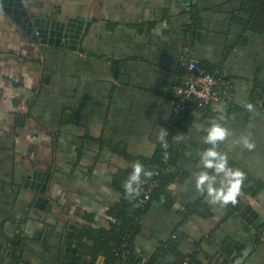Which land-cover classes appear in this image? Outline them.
<instances>
[{
    "label": "crops",
    "instance_id": "obj_1",
    "mask_svg": "<svg viewBox=\"0 0 264 264\" xmlns=\"http://www.w3.org/2000/svg\"><path fill=\"white\" fill-rule=\"evenodd\" d=\"M24 2L33 16L90 25L82 52L41 45L0 6V264L84 263L76 244L74 258L65 257L68 225L82 227L75 243L87 229L121 225L115 176L135 158H153L170 130L176 163L166 174L175 203L155 201L141 217L134 241L141 261L170 242L179 211L188 207L178 260L161 256L156 264L189 257L191 264H264V12L256 1ZM188 21L194 58L234 81L236 111L222 120L230 134L218 151L245 173L236 205L213 204L196 187L214 122L192 111L175 126L182 120L174 110ZM36 170L51 175L49 212L36 206L41 194L25 186ZM257 186L262 190L254 194ZM248 208L255 211L252 224L243 216Z\"/></svg>",
    "mask_w": 264,
    "mask_h": 264
},
{
    "label": "trees",
    "instance_id": "obj_2",
    "mask_svg": "<svg viewBox=\"0 0 264 264\" xmlns=\"http://www.w3.org/2000/svg\"><path fill=\"white\" fill-rule=\"evenodd\" d=\"M256 1L254 5L258 4V11L263 13L264 12V0H253ZM29 3V0H26ZM199 0H197L196 4L192 3V7L198 5ZM263 5V8L259 7ZM28 6H32L28 4ZM191 29V28H190ZM186 31L187 26L185 27L184 34L186 38ZM192 36V56L191 59L194 61H198L194 58V42H195V33H194V24L192 25V30H190ZM31 41V39H28ZM31 43V42H30ZM186 39L184 41L183 48L185 46ZM182 48V51H183ZM182 57V54H181ZM180 57V60H181ZM199 62V61H198ZM204 68L208 71L223 74V72H215L216 69L210 68L208 65H205L202 62H199ZM181 82L182 78L185 75V69L181 68ZM181 85V83H180ZM179 85V86H180ZM235 94V91H234ZM259 100H264V94L260 95ZM222 106V105H221ZM217 110V109H216ZM215 109L209 110V114H202V117L208 119L214 123L222 124V120L225 117L230 116L232 113L236 111L235 103L227 107V109L223 111H216ZM196 111L195 108H191L187 113L184 114L183 119H186L189 112ZM175 123L176 128L179 129L180 124L183 121ZM174 130L168 131L167 138L165 140L164 147L157 151L155 156L151 159L145 157H138L134 159L135 162H140L144 165V168L147 171H152L153 173H157V177L155 179L156 186L152 193L151 200L144 206H141L139 202V195L136 196H128L124 189V184L127 181L129 175L132 172V168L126 171L119 172L113 181V188L119 192L123 199L122 203L118 205L117 212L121 218V225L117 224L115 226H111L107 230L95 231L93 229H87L85 232H82L76 239V247L78 248L79 252L86 257V261L81 264H95L98 259H102L104 264H156L157 258L167 257L178 260V256L180 255L178 247L181 242L186 238V235L182 231V227L184 226V220H186V212L187 209H191L188 207L182 208L179 211V222L177 224L175 232L171 236V240L169 243L161 244L158 252L152 256L151 261L148 263H144L141 261L139 256L137 255V249L135 248L134 241L135 237H137V232L140 230V220L141 217L148 211V208L152 203L157 201L161 206L166 208H171L174 203L175 199L172 197L171 193L169 192V187L171 185V181L173 178L166 174V169L169 166H173L176 163L175 156L173 154L172 146H173V137H174ZM163 146V145H162ZM166 146V147H165ZM222 146L221 142L217 144V150ZM168 148V155L169 159L167 162L163 160V155ZM141 180H148L146 176L141 174ZM135 186V185H134ZM254 194H258L262 190V186H257L253 189ZM187 208V209H186ZM182 211V212H181ZM109 213V212H108ZM112 213V212H111ZM118 230V231H117ZM92 242L90 245L88 242ZM192 258L182 259L180 264H191ZM193 263V260H192Z\"/></svg>",
    "mask_w": 264,
    "mask_h": 264
},
{
    "label": "water",
    "instance_id": "obj_3",
    "mask_svg": "<svg viewBox=\"0 0 264 264\" xmlns=\"http://www.w3.org/2000/svg\"><path fill=\"white\" fill-rule=\"evenodd\" d=\"M0 6L7 15L34 41L39 40L42 45L66 46L74 51H83V42L89 28V23L82 19L70 18L66 21L52 20L46 17L33 18L30 8L24 0H0ZM36 33L35 35L33 33ZM193 107L198 105L195 100L191 103ZM148 180H155L156 176L152 171ZM51 175L43 171H34L32 175H27L25 186L38 191L41 196L38 198L36 206L46 211L53 208L50 200L45 197ZM255 211L248 208L243 213L247 222L253 223ZM82 227L76 224H69L65 241V257L73 259L77 254L75 245V234L81 231Z\"/></svg>",
    "mask_w": 264,
    "mask_h": 264
},
{
    "label": "clouds",
    "instance_id": "obj_4",
    "mask_svg": "<svg viewBox=\"0 0 264 264\" xmlns=\"http://www.w3.org/2000/svg\"><path fill=\"white\" fill-rule=\"evenodd\" d=\"M246 107L249 111L253 109L251 104ZM206 133L204 142L211 145V147L200 153L199 162L202 170L196 176L197 190L206 193L213 204L236 205L246 178L245 173L239 168L229 167L227 154L217 150L218 142L224 141L229 136V129L220 123H212L206 129ZM165 135L166 132L162 130L160 138L163 140ZM244 144L248 149L254 147L247 139L244 140ZM208 170H212V172L210 173ZM142 173L146 177L152 175L150 171L144 168L142 163L135 162L132 165V172L124 184L128 196L139 195V183Z\"/></svg>",
    "mask_w": 264,
    "mask_h": 264
},
{
    "label": "built area",
    "instance_id": "obj_5",
    "mask_svg": "<svg viewBox=\"0 0 264 264\" xmlns=\"http://www.w3.org/2000/svg\"><path fill=\"white\" fill-rule=\"evenodd\" d=\"M197 0H192L196 4ZM192 21L186 23V43L182 51L180 60L181 68L185 69V75L182 78L181 85L178 87V99L175 102L174 114L176 118H183L191 108H195L198 113H210L209 110L216 106L225 109L235 103L234 81L227 75L208 71L199 62L191 59L192 56ZM191 28V29H190ZM197 101L198 105L193 107L191 103ZM169 159L168 148L163 155V160ZM157 177V173H154ZM156 186L155 180H141L139 183L141 206L146 205L152 197Z\"/></svg>",
    "mask_w": 264,
    "mask_h": 264
},
{
    "label": "flooded vegetation",
    "instance_id": "obj_6",
    "mask_svg": "<svg viewBox=\"0 0 264 264\" xmlns=\"http://www.w3.org/2000/svg\"><path fill=\"white\" fill-rule=\"evenodd\" d=\"M32 10V9H31ZM31 14H32V12H31ZM33 16V15H32ZM36 17H43V16H33V18H36ZM46 18H48V19H51V18H49V17H46ZM70 19V18H69ZM52 20H62V21H66V20H63V19H58V18H52ZM68 20V19H67ZM34 35L36 34L35 32L33 33ZM35 43H37V44H41L40 42H39V40H37V41H35ZM42 45V44H41ZM47 45H49V44H47ZM51 46V45H50ZM52 46H56V45H52ZM56 47H66V46H56ZM67 48V47H66ZM69 49V48H68ZM181 119H183V118H181ZM180 119V120H181Z\"/></svg>",
    "mask_w": 264,
    "mask_h": 264
}]
</instances>
